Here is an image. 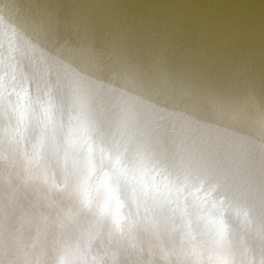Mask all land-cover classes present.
Wrapping results in <instances>:
<instances>
[{
	"label": "bare ground",
	"instance_id": "6f19581e",
	"mask_svg": "<svg viewBox=\"0 0 264 264\" xmlns=\"http://www.w3.org/2000/svg\"><path fill=\"white\" fill-rule=\"evenodd\" d=\"M0 19L61 62L41 74L62 78L67 64L88 77L101 128L130 110L165 162L197 146L264 234V0H0ZM55 199L0 163V262L18 244L47 246Z\"/></svg>",
	"mask_w": 264,
	"mask_h": 264
},
{
	"label": "clouds",
	"instance_id": "9594fccd",
	"mask_svg": "<svg viewBox=\"0 0 264 264\" xmlns=\"http://www.w3.org/2000/svg\"><path fill=\"white\" fill-rule=\"evenodd\" d=\"M0 19V163L47 193L55 233L0 264H264V234L242 199L221 193L193 145L160 159L121 111L93 119L91 82ZM262 242L253 247L252 240Z\"/></svg>",
	"mask_w": 264,
	"mask_h": 264
}]
</instances>
